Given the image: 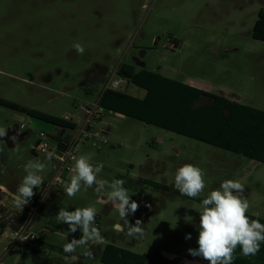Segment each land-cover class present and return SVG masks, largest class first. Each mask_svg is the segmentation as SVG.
<instances>
[{
	"label": "rangeland",
	"instance_id": "374dc122",
	"mask_svg": "<svg viewBox=\"0 0 264 264\" xmlns=\"http://www.w3.org/2000/svg\"><path fill=\"white\" fill-rule=\"evenodd\" d=\"M262 11L264 0H0V102L17 107L0 105V128L17 123L31 132L14 148L0 142V167L14 169L21 184L25 165L40 163L43 180L34 193L39 195L47 184L51 203L45 201L49 205L44 207L48 212L50 207L54 209L32 225L42 237L43 254L24 256L16 246L8 251L4 263L53 264L49 260L61 263L64 259L63 264H103L99 256L91 254L114 244L170 264H209L188 251L198 246L202 203L144 182L138 190L132 186L151 179L173 189L175 173L184 164H193L205 173L206 187L200 197L207 198L226 179L238 180L250 204L247 213L264 218V163L108 111L101 112V122L92 124L100 138L107 131L111 141H98L99 149L92 138L76 152L90 157L93 165L103 163L98 178L123 180L129 197L137 202L146 199V203L124 220L118 202L107 199V185L100 194L95 192L97 185L87 189L82 185L75 197H68L64 188L75 174V161L68 163V169L57 159L59 126L28 112L68 121L73 114L85 118L83 107L96 105L106 79L123 56L129 65L141 67L134 61L141 48L147 50L140 63L149 71L209 93L238 92L243 103L264 110V42L252 36ZM74 43L83 45L82 55L73 48ZM95 64L107 67L105 74L92 68ZM89 72L91 83L80 86ZM119 91L139 98L147 94L128 82ZM40 139L54 154L51 161L47 153L33 152ZM3 178L0 172V182ZM9 188L7 184L2 204L17 221L27 210L15 206L17 195ZM90 205L96 208L95 223L102 242L91 240L65 252V245L79 240L82 231L77 227L75 233L70 232L68 224L57 221V214L61 208L74 211ZM138 219L143 234L131 236L129 225ZM189 233L191 239H185ZM9 245L4 235L1 255Z\"/></svg>",
	"mask_w": 264,
	"mask_h": 264
},
{
	"label": "trees",
	"instance_id": "16d2710c",
	"mask_svg": "<svg viewBox=\"0 0 264 264\" xmlns=\"http://www.w3.org/2000/svg\"><path fill=\"white\" fill-rule=\"evenodd\" d=\"M253 38L264 42V13H260L253 33ZM134 65H123L119 74L137 87L147 91L144 98H139L121 91L112 89L105 90L100 96V106L108 112L120 114L137 121L156 125L171 133H181L190 136L192 139L204 142L212 147L225 151L240 154L248 159L264 163V110L250 105L241 104L242 96L237 92L209 93L199 87L176 81L161 74L153 73L143 67ZM106 69V67H104ZM29 114L61 128L74 130V123L57 117L55 115L43 114L38 111L29 110ZM62 145V138L55 136ZM1 168V167H0ZM12 172V169H9ZM13 179H17L13 172ZM3 182H7L3 178ZM145 185H150L158 190L171 191L173 194L182 196L175 188L168 184L155 180L145 179ZM132 185V183H130ZM138 190V185H132ZM49 192V191H48ZM5 193L0 191V239L9 228L19 229L23 226L26 215L19 214V218L10 217L2 204ZM192 201L201 202L200 196L190 198ZM52 198V197H51ZM51 199L46 196L42 200L39 215L49 217L53 212L50 207V214L45 209V201ZM138 202L139 207L145 204ZM45 205V207H44ZM58 203L55 204V209ZM250 220L258 219L264 224V218L246 213ZM41 237V236H40ZM41 241V239H40ZM196 246V248H198ZM1 254V253H0ZM43 251L34 254V257L41 256ZM28 254H24L27 256ZM150 255L138 253L114 244H108L101 252L100 259L103 264H151ZM234 264H264V243H261L260 251L255 256L245 257L241 254L238 246L235 250ZM153 264H170L167 261H158Z\"/></svg>",
	"mask_w": 264,
	"mask_h": 264
},
{
	"label": "clouds",
	"instance_id": "9594fccd",
	"mask_svg": "<svg viewBox=\"0 0 264 264\" xmlns=\"http://www.w3.org/2000/svg\"><path fill=\"white\" fill-rule=\"evenodd\" d=\"M73 48L81 55L85 51L81 43H74ZM136 62L140 66V60L138 59ZM104 91L105 90H103L97 98L99 103L100 96ZM74 130L66 129L62 137L59 132L57 133L59 138L63 140L62 145L66 147V150L63 151L61 156H57L56 153L57 159L60 161H62V157L72 141ZM105 132L107 133V131ZM6 134L7 131L0 128V137H4ZM66 134L71 135L70 141L65 140ZM13 139H15V137H13ZM40 142L43 141L40 139L36 146H38ZM57 142L58 147L61 146L59 139H57ZM36 146L33 147V152L35 154L38 153ZM53 156L54 154L48 150L47 159L51 161ZM74 159L75 174L71 176L70 183L66 184L64 188L68 197H75L81 190L82 185L85 189L97 185L95 188L97 194H100L101 190L107 185L109 188L106 195L107 199L109 201L118 202V212L122 219L128 220V215L130 213L134 214L138 210L139 204L129 197L128 190L123 187L125 183L123 180H113L109 182L108 180L98 178V175L103 170V163L93 165L90 162V157L87 155H81ZM67 165L68 164L65 165L62 161V166L67 167ZM67 168L69 169V167ZM24 170L26 175L17 189L18 195L14 201L15 206L21 209H23L30 198L35 195L34 188H38L42 184L43 178L39 173L43 172L44 168L38 162L29 161L25 165ZM204 176L205 173L203 169L193 164H184L179 167L175 173L174 188L182 196L195 198L199 196L206 187ZM243 191L244 185L238 180L226 179L218 188L211 191L207 198L203 199L202 211L199 212L200 223L197 240L199 247L194 249L190 248L188 250L192 256L202 257L204 260H207L209 264H234V260L236 259L235 250L238 246L241 249V254L245 257L255 256L259 253L261 243H264V224L258 219H249L246 213L248 212L250 204L248 199L243 197ZM146 206L150 207V205ZM95 216L96 208L91 205L83 208H76L74 211H69L64 208L60 209L56 216L57 221L68 224L69 231L72 233L76 232L77 227L82 231V237L79 240L74 239L72 242L65 245V252L71 253L75 251L77 246L84 245L91 240H95L98 243L102 242V237L98 230L99 226L95 227ZM36 221L35 219V222ZM128 234L131 236L138 234L142 235V221L138 219L135 225L130 224ZM40 239L42 245V237H40ZM185 239H191V234H187ZM39 251H41V249ZM34 254L32 255L34 256Z\"/></svg>",
	"mask_w": 264,
	"mask_h": 264
},
{
	"label": "built area",
	"instance_id": "2783aa9c",
	"mask_svg": "<svg viewBox=\"0 0 264 264\" xmlns=\"http://www.w3.org/2000/svg\"><path fill=\"white\" fill-rule=\"evenodd\" d=\"M128 64H131L130 61L126 62V59L123 56V58L120 61H118V63L112 70L109 78L106 79L103 90H107V89L119 90L122 88V86L124 85L125 82H127V80L124 77H122L119 74V72L123 65H128ZM83 110L85 111V118L77 119L74 114L67 117L70 122L72 123H74V121L76 122L74 123L75 125L74 132L78 131V135L77 136L73 135L72 141L70 142L67 151L62 157V161L65 165L68 164L69 162L75 161L74 158L79 157L78 153L76 152V149L80 145H85L89 143L92 138H94L95 146L98 148H102L101 143H99L98 141H101L102 143H108L109 141H111V138L107 135L106 132H104V135L100 138L99 134L93 128L92 123L101 122L102 121L101 112L106 111L105 108L100 106L99 100H97L95 106L91 108L83 107ZM36 150L42 153H47L49 150V145L40 142V144L36 146ZM61 183L62 181L59 182V184ZM46 196L47 194L43 192L40 196L34 195L32 198H30L29 202L26 204L29 213L28 215H26V219L23 223V226L20 227L18 230L7 232L5 234L11 245L20 246L24 254L32 255L41 249L40 234L32 229V225L33 223H35V219L39 215L42 200L46 198ZM98 226L99 225H97L96 222L95 227Z\"/></svg>",
	"mask_w": 264,
	"mask_h": 264
},
{
	"label": "flooded vegetation",
	"instance_id": "af4514ba",
	"mask_svg": "<svg viewBox=\"0 0 264 264\" xmlns=\"http://www.w3.org/2000/svg\"><path fill=\"white\" fill-rule=\"evenodd\" d=\"M264 13V11H262ZM261 12V13H262ZM146 50L145 48H141L139 49V55L138 57H134V61L136 59V61L138 59H141L142 60V57L146 54ZM98 70L99 73L101 74H105L104 72L107 70V67L106 69L104 68L105 66L101 65V64H95L92 68H94ZM88 81L86 84L84 83V81ZM90 80V72L89 74L86 73V77L83 81V83L80 85L82 87L84 86H88L91 82H89ZM231 92H235V91H231ZM238 93V92H237ZM240 94V93H239ZM242 96V94H240ZM241 104H244V105H249V104H246V103H243V100L240 101ZM0 105L3 106V107H6V108H9V109H13V108H17V107H14L12 103H9V102H0ZM251 106V105H250ZM254 107V106H253ZM257 108V107H255ZM260 109V108H258ZM263 110V109H261ZM31 115V114H30ZM33 116V115H31ZM35 117V116H34ZM17 123H14L12 125H7L6 127H4L3 129H5L7 131V134L4 136V137H0L2 139V141L0 140L1 143L4 144V146H6V148L8 147V144L9 142L13 139V136H14V133L16 132V136H15V143L17 144L19 141H22L24 142L27 138H29L31 136V132L30 130H24L22 129L21 125H19ZM63 131V128H60L59 127V134L61 135V132ZM58 143V142H57ZM3 146V147H4ZM233 153V152H232ZM235 154V153H234ZM240 155V154H238ZM242 156V155H241ZM244 157V156H243ZM246 158V157H245ZM248 159V158H247ZM2 166V165H1ZM9 169H12V168H9V167H6V166H2V168H0V172H2L3 174V177L7 180V184L11 187V189H13V191H17L18 189V185L14 182V181H8V180H12L13 178V172H14V169H12V172L10 173ZM145 180L143 179L142 181H137V185H139L140 183L144 182ZM5 182H0V191L2 192H6L7 191V184ZM140 186V185H139ZM11 189L9 188L8 190L12 193ZM50 192V188L48 189L47 188V184H43L42 185V188H41V192L38 196H40L43 192H45L47 194V196L49 195V192ZM6 194V193H5ZM24 208L26 210H28V207L27 205L24 206ZM28 215V214H27ZM15 230H18V229H15ZM11 231H14V229L12 228H9L8 230L5 231V233L3 234V236L7 233V232H11ZM2 236V237H3ZM1 240V239H0ZM92 249L93 251L95 252H98V247L95 246V245H92V243H89L88 244ZM16 247V245H10L5 249L4 253H2V255L0 256V264H5L4 263V260H5V256L8 254V251H11L13 250L14 248ZM103 248L101 250H99V253L98 255H101V252H102ZM100 257V256H99ZM61 260V263L58 259H52L50 260L51 263L53 264H63L65 261L64 259H60ZM150 261H151V264L155 263V262H158L159 260L157 258H154V257H150ZM13 264H19V263H13Z\"/></svg>",
	"mask_w": 264,
	"mask_h": 264
},
{
	"label": "water",
	"instance_id": "95a60500",
	"mask_svg": "<svg viewBox=\"0 0 264 264\" xmlns=\"http://www.w3.org/2000/svg\"><path fill=\"white\" fill-rule=\"evenodd\" d=\"M157 43V42H156ZM19 126V125H18ZM20 127V126H19ZM66 132V128H63V131L61 132V137L64 136V133ZM16 136V132L14 133V136ZM71 139V135L70 134H66L65 136V140L66 141H70ZM0 140L2 141V139L0 138ZM16 146V143H15V139H12L9 144H8V148H14ZM66 150V147L65 145H61L58 147V150H57V156H61L63 154V151ZM92 256H100V255H95L94 253L91 254Z\"/></svg>",
	"mask_w": 264,
	"mask_h": 264
},
{
	"label": "crops",
	"instance_id": "0c3cea01",
	"mask_svg": "<svg viewBox=\"0 0 264 264\" xmlns=\"http://www.w3.org/2000/svg\"><path fill=\"white\" fill-rule=\"evenodd\" d=\"M8 181H16L17 184H18V187H19V185H20V182H19V180H17V179H13V178H12V180H8ZM10 189H11V188H10ZM11 191H12V193H15L16 195H18L17 191L15 192V191H13V189H11ZM39 221H42V220L39 219Z\"/></svg>",
	"mask_w": 264,
	"mask_h": 264
},
{
	"label": "bare ground",
	"instance_id": "6f19581e",
	"mask_svg": "<svg viewBox=\"0 0 264 264\" xmlns=\"http://www.w3.org/2000/svg\"><path fill=\"white\" fill-rule=\"evenodd\" d=\"M99 149H102V148H99Z\"/></svg>",
	"mask_w": 264,
	"mask_h": 264
}]
</instances>
